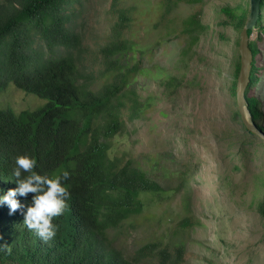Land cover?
Masks as SVG:
<instances>
[{
	"label": "rangeland",
	"instance_id": "obj_1",
	"mask_svg": "<svg viewBox=\"0 0 264 264\" xmlns=\"http://www.w3.org/2000/svg\"><path fill=\"white\" fill-rule=\"evenodd\" d=\"M167 5L170 12L162 18ZM239 6L250 9V0H119L116 7L113 0H69L63 6L66 27L78 35L74 52L82 73L93 78L84 80L96 90L104 83L100 50L111 41L116 10L136 9L125 36L134 49L131 62L142 69L131 88L145 109L110 139V155L144 171L165 192L145 200L141 214L108 232L112 246L126 258L151 243L168 247L172 257V245L181 246L180 264H264L259 211L264 202V32L251 33L258 70L247 92L259 102L261 116L252 120L246 110L259 135L237 115L232 94L240 30L221 23L228 19L222 8ZM193 15L206 29L190 45L182 29ZM41 46L46 52L36 36L33 47ZM171 76L186 86L164 91L159 83ZM47 104L13 84L0 92V110L36 111ZM185 218L192 225L186 230L179 226ZM161 261L156 255L148 262Z\"/></svg>",
	"mask_w": 264,
	"mask_h": 264
},
{
	"label": "trees",
	"instance_id": "obj_2",
	"mask_svg": "<svg viewBox=\"0 0 264 264\" xmlns=\"http://www.w3.org/2000/svg\"><path fill=\"white\" fill-rule=\"evenodd\" d=\"M68 1L0 0V92L13 84L48 101L36 111L0 110V195L17 187L12 173L18 156L34 157L38 174L50 178L64 171L70 174L62 181L70 192L68 206L63 215L53 220L57 234L47 243L23 223L26 208L9 214L7 205L0 206V245H5L0 247V264H149L156 255L163 259L161 264H180L181 246L172 245V257L168 247L149 243L126 258L107 236L109 231L141 214L145 200L165 192L144 171L129 162L121 165L110 155V139L124 133L126 124L141 118L145 109V103L131 88L142 69L131 62L134 49L125 36L136 9L116 10L111 41L100 50L104 66L101 75L105 79L96 90L84 80L93 78L83 75L80 56L74 52L79 47L78 35L66 27L63 6ZM118 2L113 0V6ZM263 9L264 0H260L255 29L261 32ZM222 10L228 19L221 23L232 24L241 32L250 9L239 6ZM169 12L167 5L162 18ZM205 29L198 16L193 15L184 21L182 32L190 35L192 45ZM36 36L46 52L42 46L33 47ZM249 48L253 61L245 98L247 110L255 120L261 116L259 102L247 92L257 81L258 50L251 41ZM187 50L181 54L187 55ZM239 68L237 64V74ZM236 83L237 80L232 85L235 98ZM184 85L182 79L174 76L159 83L164 91L174 92ZM24 175L27 174H22V178ZM32 195L16 199L30 206ZM259 211L264 216V202L259 204ZM179 226L184 230L192 226L190 218L183 219Z\"/></svg>",
	"mask_w": 264,
	"mask_h": 264
},
{
	"label": "clouds",
	"instance_id": "obj_3",
	"mask_svg": "<svg viewBox=\"0 0 264 264\" xmlns=\"http://www.w3.org/2000/svg\"><path fill=\"white\" fill-rule=\"evenodd\" d=\"M16 167L13 170V177L17 187L9 189L6 194L0 195V206L7 205L10 213L18 209L26 208L24 212L25 226L33 231L41 241L47 243L54 239L57 234V226L53 220L63 215L67 208V201L70 199V192L62 184L63 180L69 178V172L64 171L62 175L49 177L38 174L34 169L37 161L28 155L18 156L15 161ZM24 175L22 178V174ZM33 194L30 206L22 205L19 197H27ZM5 245H0L4 247Z\"/></svg>",
	"mask_w": 264,
	"mask_h": 264
},
{
	"label": "water",
	"instance_id": "obj_4",
	"mask_svg": "<svg viewBox=\"0 0 264 264\" xmlns=\"http://www.w3.org/2000/svg\"><path fill=\"white\" fill-rule=\"evenodd\" d=\"M259 12L260 0H250V12L247 17L246 23L240 32L239 38L238 51L240 56V68L236 83V104L239 116L246 128L250 131L253 130V132H257L259 135H261L255 128L252 127L251 123L248 121L246 112L247 103L245 98V91L250 83L253 61V54L249 48V41L251 33L255 29V24L258 20Z\"/></svg>",
	"mask_w": 264,
	"mask_h": 264
}]
</instances>
